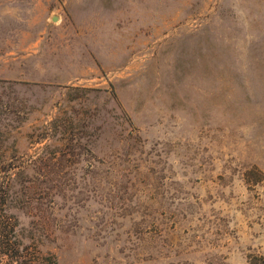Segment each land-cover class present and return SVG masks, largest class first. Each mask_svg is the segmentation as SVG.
<instances>
[{"label":"rangeland","instance_id":"obj_1","mask_svg":"<svg viewBox=\"0 0 264 264\" xmlns=\"http://www.w3.org/2000/svg\"><path fill=\"white\" fill-rule=\"evenodd\" d=\"M0 264H264V0H0Z\"/></svg>","mask_w":264,"mask_h":264}]
</instances>
